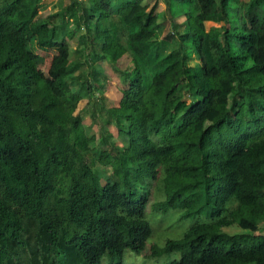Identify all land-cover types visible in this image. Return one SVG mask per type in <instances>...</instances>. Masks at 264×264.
Masks as SVG:
<instances>
[{"label": "trees", "instance_id": "16d2710c", "mask_svg": "<svg viewBox=\"0 0 264 264\" xmlns=\"http://www.w3.org/2000/svg\"><path fill=\"white\" fill-rule=\"evenodd\" d=\"M39 1L0 0V264H123L126 250L170 256L163 264H264V234H255L264 214V44L255 60L248 28L264 29V0H67L47 15ZM158 1L170 24L184 17L162 38L149 31ZM79 29L91 62L75 73L58 37ZM62 49L49 81L40 66ZM94 58L120 92L106 111L127 145L113 155L91 144L75 112L80 92L98 100L109 86ZM177 64L179 83L160 84ZM94 164L114 178L101 182ZM161 174L158 206L204 219L146 247L144 208Z\"/></svg>", "mask_w": 264, "mask_h": 264}, {"label": "rangeland", "instance_id": "374dc122", "mask_svg": "<svg viewBox=\"0 0 264 264\" xmlns=\"http://www.w3.org/2000/svg\"><path fill=\"white\" fill-rule=\"evenodd\" d=\"M87 1V0H82ZM55 2V1H54ZM53 0L49 1L50 9L43 10L38 8V11L41 15H47L53 12L60 10L64 4L67 3V0H60V5L54 3ZM150 0H147L146 5H150ZM164 5V4H163ZM174 11L175 14H177ZM164 14V15H162ZM159 14L155 19L156 26L158 27L157 38H162L168 32H177L180 31L184 25V17L179 16L176 19V16L171 21V24L168 19V13L164 9L163 13ZM183 20V21H182ZM153 18L150 20V24H152ZM211 25H215L213 22L206 21L204 22L205 28H208ZM250 37L253 46L251 47L252 54L254 59H257L255 46L264 44V29L259 32H255L252 30V24H248ZM81 29L77 30L74 35L67 36L62 32L59 34L58 40H63L66 45V54L68 59L71 60L75 65V73L82 71L84 72L88 62H91V58L83 54L81 52L80 47L77 44L78 35L81 33ZM60 51V52H58ZM53 51L50 50L46 52L44 62L40 66V73L49 81L50 72L49 67L51 61L58 54H63V49ZM37 53L42 54V52L38 51ZM195 60L194 57L190 58V63ZM93 67L99 74H103L105 78L109 81V86L104 89L102 93L101 99L94 98L91 94H83L80 92V99L77 103L75 112H77L81 118V123L83 126L84 133L87 136H93L94 140L91 143L95 147L99 149L108 150L109 154L113 155L115 149L118 152H121L124 147L127 145L126 136L119 132L113 125L111 116L106 111V108L111 106H116L117 101L120 96V92L118 90L117 83L115 79L109 74V65L105 61H100L97 58H94ZM179 75H180V66L177 64L174 67L169 68L167 71L163 72L157 79V81L165 86L171 84L179 83ZM93 111L94 117L91 115ZM104 169L97 164L92 165V169L99 176L101 182L105 180V178L113 179L114 176L111 174L109 167H105ZM151 194L147 200V203L144 208L143 217L148 221L149 226L151 228V234L146 241V247L150 244H155L157 246L163 245L166 239H176L179 238L183 232L193 223L202 221L204 217L202 216H186L181 217V209L179 208H166L161 209L158 206V202L164 198L163 191V181L162 174L157 178L156 181L152 182ZM225 230L234 232L237 231V228L231 226L230 228H226ZM255 234H264V221H262L259 225V230L255 232ZM146 253V252H145ZM177 255H175L176 257ZM170 259V256L166 254H161L158 256H146L143 254H135L129 250H126L123 253L122 263L123 264H163Z\"/></svg>", "mask_w": 264, "mask_h": 264}, {"label": "crops", "instance_id": "0c3cea01", "mask_svg": "<svg viewBox=\"0 0 264 264\" xmlns=\"http://www.w3.org/2000/svg\"><path fill=\"white\" fill-rule=\"evenodd\" d=\"M49 1L50 0H40L39 3H38V8L40 9H43V10H49L50 9V4H49ZM56 2V4H58V6L60 5V0H53V2ZM149 1V0H148ZM150 4L152 3V0H150ZM243 2H247L248 0H242ZM54 2V3H55ZM61 3H62V0H61ZM140 3L141 4H147V0H140ZM164 11V5L161 1H158L157 4H156V7H155V16L153 17V21H152V24H150L149 26V31H150V34L154 37V38H157V31H158V27L156 26V17L159 15V14H162ZM164 15V14H162ZM179 16H182V15H178L176 16V19L177 17ZM174 18V17H173ZM183 21V20H182ZM156 23V24H155ZM262 220L264 221V214L262 215Z\"/></svg>", "mask_w": 264, "mask_h": 264}]
</instances>
